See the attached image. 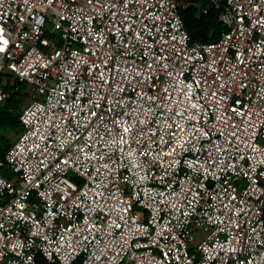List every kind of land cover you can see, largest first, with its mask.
<instances>
[{
    "label": "built area",
    "instance_id": "obj_1",
    "mask_svg": "<svg viewBox=\"0 0 264 264\" xmlns=\"http://www.w3.org/2000/svg\"><path fill=\"white\" fill-rule=\"evenodd\" d=\"M207 2L0 0V264H264V0Z\"/></svg>",
    "mask_w": 264,
    "mask_h": 264
},
{
    "label": "trees",
    "instance_id": "obj_2",
    "mask_svg": "<svg viewBox=\"0 0 264 264\" xmlns=\"http://www.w3.org/2000/svg\"><path fill=\"white\" fill-rule=\"evenodd\" d=\"M197 4L190 5L181 10V15L185 27L190 35L192 42H208L219 38L221 31L225 28L224 24L219 20L217 10L207 0H189ZM209 6L207 13L201 10L205 6ZM10 82V81H9ZM7 88L12 89L17 85H10ZM26 94V85H20L19 90H15L11 97L7 100L4 107L0 110V154H4L13 142H9L4 135L7 129H21L22 124L19 120V114L16 111L22 107L24 95ZM22 132V131H21Z\"/></svg>",
    "mask_w": 264,
    "mask_h": 264
},
{
    "label": "rangeland",
    "instance_id": "obj_3",
    "mask_svg": "<svg viewBox=\"0 0 264 264\" xmlns=\"http://www.w3.org/2000/svg\"><path fill=\"white\" fill-rule=\"evenodd\" d=\"M24 96L25 97L23 99L22 107L16 111V114H19V112L22 111L23 107L29 102V97H28L27 93ZM21 131H22L21 129H7L4 133V135L6 136L8 141L11 143V142H14L17 140Z\"/></svg>",
    "mask_w": 264,
    "mask_h": 264
}]
</instances>
